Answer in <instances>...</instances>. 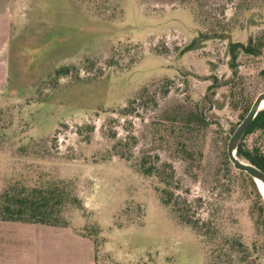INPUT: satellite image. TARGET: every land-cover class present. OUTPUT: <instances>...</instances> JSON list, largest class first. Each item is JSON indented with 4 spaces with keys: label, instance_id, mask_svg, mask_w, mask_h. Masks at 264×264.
<instances>
[{
    "label": "rangeland",
    "instance_id": "374dc122",
    "mask_svg": "<svg viewBox=\"0 0 264 264\" xmlns=\"http://www.w3.org/2000/svg\"><path fill=\"white\" fill-rule=\"evenodd\" d=\"M10 17L0 190L39 173L71 183L83 211L64 216L88 236V264H212L213 244L181 224L154 180L136 171L141 155L156 156L171 165L189 218H221L222 234L245 246L231 264H264L253 190L244 175L229 178L222 157L246 114L230 107V90L246 101L264 92V0L253 8L251 0H13ZM251 38L256 55L237 50L231 60L229 46H251ZM59 68L65 74L54 75ZM180 108H196L208 123L194 169L159 123ZM128 137L125 161L112 146ZM242 144L264 154V131ZM76 256L84 259V243Z\"/></svg>",
    "mask_w": 264,
    "mask_h": 264
},
{
    "label": "trees",
    "instance_id": "16d2710c",
    "mask_svg": "<svg viewBox=\"0 0 264 264\" xmlns=\"http://www.w3.org/2000/svg\"><path fill=\"white\" fill-rule=\"evenodd\" d=\"M255 6L256 0H251V8ZM213 33L210 35L205 34L206 39L208 35H214V38L220 35ZM253 43L254 41L251 38V46L250 43L245 46L240 44L230 45L231 60L235 59L233 52L237 50L251 53V56L256 55ZM229 69L233 71L234 66L231 64ZM65 71L66 68H59L54 70L53 74H65ZM230 80H226L225 84L230 83ZM234 93L231 89L230 96L236 100L231 102L230 107L236 109L241 105L245 114L253 100L246 101L245 95L242 93L234 95ZM159 123L168 124L169 134L172 135L175 141V155L183 160L188 168L194 169L201 160L198 133L206 131L208 127V123L205 122L201 113L196 108L184 111H181L180 108ZM263 131L264 109H261L240 138L236 147V157L264 172V154L255 148L248 149L242 144L245 136ZM128 140L129 137L116 141L112 146L115 154L125 161L129 159L123 150L124 146L127 145L125 141ZM222 157L225 170L229 178L233 179V182H238L240 175H244L248 179L253 190L251 194L255 197V201L251 205V215L256 217L257 229L260 226L264 229V198L256 184L246 174L234 170L224 152H222ZM135 167L140 176L154 180V190L158 195L159 202L163 206L169 207L181 224L188 226L200 238H203L206 245L213 244V250L210 251L212 264H231L232 258L243 252L245 246L237 238L222 234L221 224L219 223L221 218L215 219V216L212 215L210 219L201 222L189 218L187 214V207L189 206L186 205L185 200L174 196L178 185L174 180V173L170 164L160 162L156 156L151 157L144 154L137 159ZM73 209L83 211L77 198L71 194V183L62 179L45 178L40 173L33 177H24L22 180L9 179L0 190L1 221L46 226H68V219L64 216V213ZM81 236L88 238V236ZM244 259L246 257L241 256L238 261L242 262Z\"/></svg>",
    "mask_w": 264,
    "mask_h": 264
},
{
    "label": "crops",
    "instance_id": "0c3cea01",
    "mask_svg": "<svg viewBox=\"0 0 264 264\" xmlns=\"http://www.w3.org/2000/svg\"><path fill=\"white\" fill-rule=\"evenodd\" d=\"M12 4L13 0H0V98L8 87L6 53ZM86 238L68 226L0 220V264H88V245L83 242ZM78 242L84 243L85 257L81 261L76 256Z\"/></svg>",
    "mask_w": 264,
    "mask_h": 264
},
{
    "label": "water",
    "instance_id": "95a60500",
    "mask_svg": "<svg viewBox=\"0 0 264 264\" xmlns=\"http://www.w3.org/2000/svg\"><path fill=\"white\" fill-rule=\"evenodd\" d=\"M263 100H264V92L260 93L255 98L252 105H250L249 109L247 110L246 114L243 116L241 121L236 125L234 130L229 135L225 146V154L232 168L236 171L246 174L250 179H252L256 184L258 190L259 187L257 185V182H260L261 184L264 185V172L258 167L249 164L247 162H243L239 158H237L236 147L238 142L240 141V138L248 128L249 124L252 123L259 110H261L260 105Z\"/></svg>",
    "mask_w": 264,
    "mask_h": 264
},
{
    "label": "bare ground",
    "instance_id": "6f19581e",
    "mask_svg": "<svg viewBox=\"0 0 264 264\" xmlns=\"http://www.w3.org/2000/svg\"><path fill=\"white\" fill-rule=\"evenodd\" d=\"M262 105L264 106V100L261 102V105H260V108H261V109H263V108H262ZM257 185H258V187H259V190H260L261 194H262L263 197H264V185L261 184L260 182H257Z\"/></svg>",
    "mask_w": 264,
    "mask_h": 264
},
{
    "label": "flooded vegetation",
    "instance_id": "af4514ba",
    "mask_svg": "<svg viewBox=\"0 0 264 264\" xmlns=\"http://www.w3.org/2000/svg\"><path fill=\"white\" fill-rule=\"evenodd\" d=\"M252 105V104H251ZM262 108H264V106L262 105Z\"/></svg>",
    "mask_w": 264,
    "mask_h": 264
}]
</instances>
